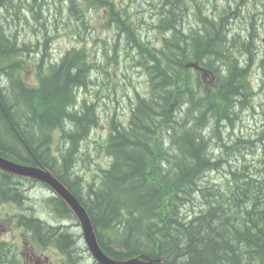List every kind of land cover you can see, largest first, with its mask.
Masks as SVG:
<instances>
[{
    "label": "trees",
    "instance_id": "trees-1",
    "mask_svg": "<svg viewBox=\"0 0 264 264\" xmlns=\"http://www.w3.org/2000/svg\"><path fill=\"white\" fill-rule=\"evenodd\" d=\"M43 1L0 0V10L13 12L1 18L9 16L14 26L0 23V155L49 169L85 207L99 245L114 259L264 264V155L253 170L228 169L226 183L215 186L208 176L220 171L221 160L206 133L249 106L256 94L253 69L264 78V52L258 51L264 25L256 22L263 0H239L244 9L237 2L232 12L224 10V0L216 12L205 11L211 0H189V8L181 6L185 0H144L142 8L155 9L150 29L156 44L141 41L144 32L131 8L136 0H55V35H48ZM248 5L256 10L249 13ZM100 11L102 29L114 37L95 35L89 17ZM27 13L43 30V45L18 40L15 24L22 19L29 25ZM229 15L245 24L227 27ZM61 30L80 46L50 61L49 43ZM122 64L146 78L147 92L134 91L126 123L113 114L105 135L93 138L103 117L100 96L87 94L123 83ZM99 154L106 159L102 167L94 160ZM80 163L93 170L90 177L81 176ZM0 190L22 202L13 187ZM50 202L56 219H74L60 198ZM23 219L35 237L55 244L67 264L78 263L79 243L67 229L48 233L36 218Z\"/></svg>",
    "mask_w": 264,
    "mask_h": 264
},
{
    "label": "rangeland",
    "instance_id": "rangeland-1",
    "mask_svg": "<svg viewBox=\"0 0 264 264\" xmlns=\"http://www.w3.org/2000/svg\"><path fill=\"white\" fill-rule=\"evenodd\" d=\"M28 3L30 0H25ZM144 0H136L135 6H131V2H128V6H131L133 11L136 12L137 17H139L138 24L140 27H142V32H144V35L141 38V41L144 43H149V41L155 43L156 40H154V35L151 31V21L150 20L155 13V9H150L146 7L144 4V8H142L140 5L143 3ZM201 1V0H200ZM239 0H224L223 4L224 10H228V12L234 11L236 4ZM38 2H41V0H38ZM44 10L48 12L46 13L45 17V25L48 29V35H55V31H53V25H55V0H44ZM206 3V2H204ZM218 3V4H217ZM239 7L243 8L241 5V2H238ZM192 5V3H189V0L182 1L181 6H185L186 8H189ZM218 5L220 6V0H211V2L208 3L207 7L205 8V11L208 12V10L211 9L212 12H216V9L218 8ZM229 5L232 7L229 10ZM125 6V4L121 5ZM264 6V0L262 1V4L260 7ZM127 9H130V7H126ZM221 8V7H220ZM236 8V9H237ZM244 9V8H243ZM248 12L251 13V11L256 10L254 6L248 5L247 8ZM43 10V7H42ZM261 11V10H260ZM0 23L4 27L7 26L8 29L11 28L13 30V24L11 23V19L9 16H6V18L1 16L7 13L4 9L0 10ZM219 12V11H218ZM217 12V14H218ZM241 12V11H239ZM237 12V14H241ZM263 12V11H262ZM247 13V10H244L245 17ZM243 14V13H242ZM26 19L29 21V25L26 24L24 20L21 19V22H24V24L18 23L15 24L16 29L19 30V33L15 30L17 34V38L20 42L23 41H29V42H36L38 40L40 45L44 44V34L43 30L39 28L38 25H36L35 21L31 19V16L29 13L26 14ZM103 15L102 11L93 13L89 18V23L92 25L95 31V35H98L99 38H106V37H114L115 33L112 30H103ZM219 16V15H218ZM218 16L216 19H218ZM233 15H229V18H227L225 21H230V25L232 23L233 27L235 29L241 28L245 23L244 19L241 18V21L239 22L237 19L232 20L230 19ZM237 16V15H236ZM30 19V20H29ZM64 20V19H63ZM67 21V20H65ZM30 24H32L30 26ZM36 25V28H35ZM10 26V28H9ZM35 28V29H34ZM62 28L65 29V26L63 24ZM185 32L189 30L187 26H184ZM227 28V27H226ZM262 33V31H261ZM264 37V35L261 34L259 38V53L264 52V43H261V38ZM123 38V37H122ZM121 39V38H119ZM153 39V41H152ZM77 41L78 39H74ZM120 41V40H119ZM78 42H84L87 46L89 45V42L86 40H78ZM157 43V42H156ZM155 43V44H156ZM76 44V42L73 41L72 36L69 34H66V31L61 30L59 33V37L56 39H53L49 43V54H50V61H54L55 58L57 59L65 50L71 48ZM121 71L125 75V79L123 80V83H120L119 80H117L118 86H116L115 89L109 88V90H103L100 93L98 92L100 90H89L90 94H87V97L91 98H97L96 96H100L99 103H101L100 107V113L103 117V121L101 126L96 129L93 133V138H97L101 135H105L107 131V123L113 114L116 115V117L119 119V121L126 123L129 117L130 113V107H131V97L134 94V91H140L142 94H145L147 92V84H146V78L138 72V70L130 68L126 64L121 65ZM100 76V75H99ZM262 73H260V70L257 68L253 69L252 76H251V85L254 87L255 95L251 98L249 106L247 108H243L240 111L236 112V115L231 114L232 121L229 122V120L219 119L216 126L214 125V128L211 130H207L206 133L209 135V137L212 139V147L213 150H215L214 155L217 157H220L221 160V167L219 172H213L209 173L208 176V182L215 183L214 185L222 186L226 181L229 179L228 175V169H233L234 167H241V165H247L250 170H253V166L258 165V160L263 157L264 155V78H262ZM123 77V76H122ZM213 77L207 76V80H211ZM96 85V84H95ZM136 87L135 89L133 88ZM123 88V89H122ZM95 89V88H94ZM98 92L95 94V92ZM240 101L241 99L238 98ZM239 103V102H238ZM91 142V139L84 142V144H89ZM240 143L238 149H228L232 147V143ZM225 146V147H224ZM218 147H224L221 148V150L218 149ZM95 162H97L101 167L105 164V156L104 154H99L95 156L94 158ZM74 164V163H73ZM260 167V166H259ZM77 169L81 176H85L86 178L90 177L92 175V171H88L84 168V166L80 163L79 166L77 165ZM233 171V170H232ZM218 186V187H219ZM39 191H42L43 189H38ZM46 193V191L44 192ZM28 199H30L31 202V213L35 216H41L44 215L46 219V214L50 213L49 210H46L45 206L42 204H39V201L42 200V194L41 195H35V192L32 190H29L28 192ZM33 201V202H32ZM197 204H201L200 202H195ZM13 203H7L4 199L0 201V218L5 219L8 224V231L3 234V238L5 240V243L10 245L16 250H23L26 249V247L23 246V242H26L29 238H27L26 234V228L19 229L16 226L14 216L18 215L16 212L19 211L16 206L13 207ZM48 205V204H47ZM52 207V205H50ZM188 207H192L191 204H189ZM188 213V210L182 209V214ZM52 218V217H51ZM44 219V218H41ZM69 225V230L71 231L73 237V240L76 241V236L81 235L80 229L75 221H55L56 224ZM77 244V241H76ZM35 249H39L40 246H43L37 242L32 241L31 245ZM29 246V247H30ZM44 247V246H43ZM54 251V253L52 252ZM76 253H78L77 256L81 257L83 256L84 261L80 260L78 264H94L92 258H90L88 252L86 251L84 242L81 241L79 245L76 246ZM75 252V251H74ZM46 254H48L50 257H52L55 261V264H63V256L58 252L55 247H52V249H48L46 251ZM78 257V258H79Z\"/></svg>",
    "mask_w": 264,
    "mask_h": 264
},
{
    "label": "water",
    "instance_id": "water-1",
    "mask_svg": "<svg viewBox=\"0 0 264 264\" xmlns=\"http://www.w3.org/2000/svg\"><path fill=\"white\" fill-rule=\"evenodd\" d=\"M0 169L19 177L41 181L45 183L49 188H51L54 193L63 200V202L75 216L82 231L84 241L89 251L91 252L93 258L97 261L98 264H152L154 262H144L141 256L126 261H119L109 258L107 255H105L97 243L91 219L86 210L78 202L75 196L71 192H69L67 188L59 180H57L48 170L35 166H27L12 162L1 156Z\"/></svg>",
    "mask_w": 264,
    "mask_h": 264
},
{
    "label": "flooded vegetation",
    "instance_id": "flooded-vegetation-1",
    "mask_svg": "<svg viewBox=\"0 0 264 264\" xmlns=\"http://www.w3.org/2000/svg\"><path fill=\"white\" fill-rule=\"evenodd\" d=\"M49 227L52 228L51 230L52 232H48V233L55 232L54 225L50 224ZM8 228L9 227H8L6 220L1 219L0 220V247L4 246L5 240L3 238V234L8 231ZM30 245H31V242L26 241V242H23V246L26 247V249L16 250L12 247V250L14 251L13 256L17 259L18 263L10 256L5 257L3 255H0V264H55L54 259L50 257L48 254H46V251L48 249H52L53 246L41 244L44 247L40 246L39 249H35L33 246H30ZM52 252L54 253L53 250Z\"/></svg>",
    "mask_w": 264,
    "mask_h": 264
},
{
    "label": "bare ground",
    "instance_id": "bare-ground-1",
    "mask_svg": "<svg viewBox=\"0 0 264 264\" xmlns=\"http://www.w3.org/2000/svg\"><path fill=\"white\" fill-rule=\"evenodd\" d=\"M241 1H242V0H241ZM241 5H242V4H241ZM240 7H241V6H240ZM228 26H230V21L228 22L227 27H228ZM188 64H190V63H188ZM188 64H187V65H188ZM196 66H197V65H196ZM197 67L200 68L199 66H197ZM250 198H251V197H250ZM252 198H253V197H252ZM250 255H251V254H250Z\"/></svg>",
    "mask_w": 264,
    "mask_h": 264
}]
</instances>
